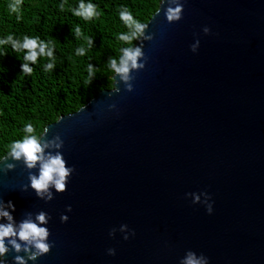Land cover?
<instances>
[{"label":"water","instance_id":"95a60500","mask_svg":"<svg viewBox=\"0 0 264 264\" xmlns=\"http://www.w3.org/2000/svg\"><path fill=\"white\" fill-rule=\"evenodd\" d=\"M182 2L169 23L161 1L128 81L114 74L112 88L46 126L40 142L62 143L45 156L74 168L65 191L45 202L29 186L39 162L0 160L13 223L50 217L52 246L27 264H179L188 250L209 264H264V0ZM15 255L26 256L10 250L6 264Z\"/></svg>","mask_w":264,"mask_h":264},{"label":"trees","instance_id":"16d2710c","mask_svg":"<svg viewBox=\"0 0 264 264\" xmlns=\"http://www.w3.org/2000/svg\"><path fill=\"white\" fill-rule=\"evenodd\" d=\"M162 0H84L96 5L99 16L84 21L72 14L80 0H22L20 19L9 13V0H0V39L11 34L14 39L23 36L55 41V67L45 72L46 59L38 57L30 64L31 74H22V55L4 46L6 55H0V160L8 155V146L24 135L25 123H31L40 136L46 126L60 116L73 113L85 105L96 92L113 87L114 74L108 67L110 58H118L120 49L135 47L139 38L130 43L116 39L128 32L119 19V11L126 8L134 19L145 25L159 9ZM63 3L61 10L59 5ZM79 25L84 35L92 38L91 49L84 56L75 50L83 43L77 40L72 28ZM93 66L88 84L86 67Z\"/></svg>","mask_w":264,"mask_h":264},{"label":"clouds","instance_id":"9594fccd","mask_svg":"<svg viewBox=\"0 0 264 264\" xmlns=\"http://www.w3.org/2000/svg\"><path fill=\"white\" fill-rule=\"evenodd\" d=\"M169 6L164 9V16L167 22L179 21L182 16L184 3L182 0H167ZM22 0H9L7 9L9 13H15L17 20L20 19V8ZM61 10L64 8V4L59 5ZM72 14L81 18L84 21H90L99 16V12L96 9V5L91 2L85 3L84 0H80L75 8L70 9ZM119 19L122 24L128 29V32H122L117 34L116 39L124 43H130L132 40L139 38L143 35L146 25L133 18V15L126 8H121L119 13ZM205 33L209 32V29L205 27L203 29ZM72 32L75 34L77 40H82L81 46L76 48V56H84L87 49H91L93 40L91 37L84 35L79 25H75L72 28ZM4 46H10L11 50L18 54L23 53L22 61L20 65L22 74H31L33 69L30 64H35L38 57L46 59L47 62L43 64V70L48 72L55 67L56 57L54 56L55 41L53 39L43 40L39 37L23 36L22 39H14L11 34L6 35L3 39H0V55H6L3 51ZM198 46H192V50L195 51ZM120 55L118 58H110L108 61V67L110 70L119 74L120 78L124 81L130 79L128 73L130 68L135 69L138 67V57L141 56V49L139 47H124L120 49ZM143 67V65H139ZM87 77L85 78V84H88L93 75V66L89 63L86 67ZM129 90L131 86L129 85ZM22 131L30 135H24L21 139L13 141L8 146V155L15 160L22 159L25 166L29 169L36 167L39 162L38 175L29 176V186L35 191L38 198L44 199L45 202L53 199V192L49 189L52 188L56 192H63L66 189V184L70 173L74 171L72 167H66L65 161L62 155L58 152L55 155L48 154L45 156L44 149L52 147L57 148L61 146V143H55V141L41 143L38 135L33 134L34 128L31 123H25ZM59 140V137H56ZM7 167H12L8 165ZM205 197V207L208 213L213 211L211 197L208 193L203 194ZM200 202V196L196 195L193 198V203ZM68 211H71V206H67ZM15 211V205L11 200L0 201V218H4L7 222L0 223V264H6L5 256L11 250L16 253H20L22 250L26 256L15 255L13 257L14 264H27V261L35 262L38 257L49 252L52 244L49 243L48 237L50 235L46 225L50 217L43 211L39 212L35 216V220L25 219L18 224L13 223L12 212ZM31 216V214H29ZM68 216L61 214V222H66ZM126 225L121 226V231L126 229ZM111 235V233H109ZM129 235H135L134 230L129 234L125 233L124 239H129ZM18 241L24 242L23 245ZM109 255H115V249L109 248ZM179 264H209L208 258L203 254L197 255L192 250L186 251L185 255L180 258Z\"/></svg>","mask_w":264,"mask_h":264}]
</instances>
